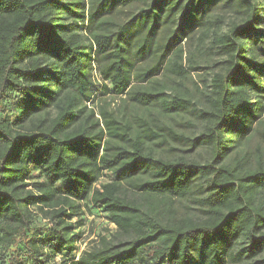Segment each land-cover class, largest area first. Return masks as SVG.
I'll use <instances>...</instances> for the list:
<instances>
[{
    "label": "trees",
    "instance_id": "16d2710c",
    "mask_svg": "<svg viewBox=\"0 0 264 264\" xmlns=\"http://www.w3.org/2000/svg\"><path fill=\"white\" fill-rule=\"evenodd\" d=\"M263 113L264 0H0V264H264Z\"/></svg>",
    "mask_w": 264,
    "mask_h": 264
},
{
    "label": "rangeland",
    "instance_id": "374dc122",
    "mask_svg": "<svg viewBox=\"0 0 264 264\" xmlns=\"http://www.w3.org/2000/svg\"><path fill=\"white\" fill-rule=\"evenodd\" d=\"M211 15H215V12H212ZM230 21H231V16L225 17L226 24H228ZM225 27L226 26L224 25V28L222 29L223 31L225 30ZM193 45H194V42L192 41L188 45L185 46L186 58H187L188 53H194ZM193 57H195L197 59V62L202 66H204L205 63L209 59L208 56L202 53L200 54L194 53ZM204 72H205V75L209 73L208 70H205ZM94 78L95 79L97 78L95 73H94ZM201 78L202 76L193 74L191 81L189 80L183 83V87L188 91L189 95L194 97V100L198 101L199 103L201 100H200L199 94L195 90L194 84L195 82H199ZM117 105L118 106L122 105L121 101L118 99H116L113 103L114 107H117ZM125 113L130 116H134V115L142 116V115L147 114L146 112L140 109L138 110L137 107H132V106H127V108L125 109ZM52 116H53V112L51 110V111L42 113L40 116H34L31 121L35 124H38L39 121H41L42 119L49 121V119L52 118ZM161 119L165 124L174 127L176 131L187 134V135H189L191 132H197L198 130L201 129V124L193 121L191 118H188V120L192 121L194 124V128L192 129L176 127L175 123L171 119H168V118L161 117ZM261 119L264 120V113ZM175 120L179 121V119H175ZM25 125L27 126V123H25ZM260 140H261L260 138H255L248 143H243L242 146L236 149V152L245 151V150L254 151L258 145L262 144ZM36 178H37V173L36 171H33L32 179L34 180ZM82 221H83L84 226L79 231L81 233V241L78 244V255L77 256H79L88 247L90 242L95 238V235L99 231L105 233L106 235H107L106 229H108V231L110 232L114 231V228L107 224L106 220L104 219L101 213L90 214L88 212H85V216L82 218Z\"/></svg>",
    "mask_w": 264,
    "mask_h": 264
}]
</instances>
